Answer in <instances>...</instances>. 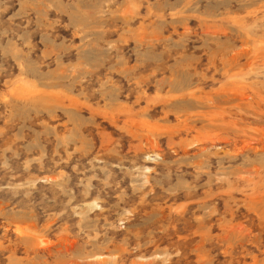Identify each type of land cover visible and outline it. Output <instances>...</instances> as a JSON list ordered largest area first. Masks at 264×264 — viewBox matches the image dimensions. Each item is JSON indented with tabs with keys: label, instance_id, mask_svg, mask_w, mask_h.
Masks as SVG:
<instances>
[{
	"label": "rangeland",
	"instance_id": "rangeland-1",
	"mask_svg": "<svg viewBox=\"0 0 264 264\" xmlns=\"http://www.w3.org/2000/svg\"><path fill=\"white\" fill-rule=\"evenodd\" d=\"M76 260L264 264V0H0V264Z\"/></svg>",
	"mask_w": 264,
	"mask_h": 264
},
{
	"label": "bare ground",
	"instance_id": "bare-ground-1",
	"mask_svg": "<svg viewBox=\"0 0 264 264\" xmlns=\"http://www.w3.org/2000/svg\"><path fill=\"white\" fill-rule=\"evenodd\" d=\"M246 41H247V40H246ZM236 55H237V54H236ZM236 59H237V58H236ZM136 81H137V80H136ZM190 85H191V84H190ZM190 85H189V86H190ZM179 86H181V85H179ZM183 86H184V85H182V87H183ZM185 86H186V85H185ZM191 86H192V85H191ZM180 89H181V87H180L178 90L180 91ZM186 89H187V88H186ZM194 89H195V88H193V90H194ZM181 90L183 91V88H182ZM184 90H185V89H184ZM201 90H203V89H201ZM189 91H191V90H189ZM169 92H170V91H169ZM194 92H195V91H194ZM175 95H178V94H175ZM199 95H200V93H199ZM170 97H171V94H170ZM208 97H209V96H208ZM225 97H226V96H225ZM177 98H178V97H177ZM198 98H199V97L196 96L195 99H198ZM209 98H210V97H209ZM180 99H181V97H180ZM188 99H189V97H188ZM192 99H193V96H192ZM211 99H213V98H211ZM216 99H217V98H216ZM177 100L179 101L177 104H179V103H180V100H179V99H177ZM174 101H175V100H174ZM184 101H186V100H184ZM190 101H191V97H190ZM193 101H194V99H193ZM209 101H210V100H209ZM175 102H176V101H175ZM171 103H173V102H171ZM188 103H189V102H188ZM175 104H176V103H175ZM179 105H180V104H179ZM193 106L195 107L194 104H193ZM196 106H197V105H196ZM199 106H200V105H199ZM210 106H211V105H210ZM215 106H216V102H215ZM168 107L171 108L170 106H167V109H168ZM174 107H175V106H174ZM187 107H188V106H187ZM187 107H186V110H188ZM194 107H193V109H194ZM200 107H202V106H200ZM200 107H199V108H200ZM220 107H221V106H220ZM175 108H176V107H175ZM179 108H181V107H179ZM189 108H190V106H189ZM167 109H166V110H167ZM176 109H177V108H176ZM196 109H197V108H196ZM145 110H146V109H145ZM145 110H144V111H145ZM183 110H184V109H182V110L180 109V111H182V112L184 113ZM189 110H192V108L189 109ZM194 110H195V109H194ZM198 110H199V109H198ZM146 111H149V110H146ZM169 111H171V110L169 109ZM178 112H179V111H178ZM191 112H192V111H191ZM171 113H172V112H171ZM183 113H182V115H183ZM199 113L202 115L203 113H205V111H204L203 113H201V112L199 111ZM199 113H198V114H199ZM167 114H168V113H167ZM174 114H175V113H174ZM178 114H180V113H178ZM193 114H196V112H194ZM205 114H206V113H205ZM211 114H213V113L211 112ZM148 115H149V114H148ZM163 115H164V114H163ZM185 115H186V114H185ZM213 115H214V114H213ZM113 116H114V115H113ZM196 116H197V115H196ZM202 116H205V115H202ZM202 116H199V117L197 116V117H198L197 120H199V118H203ZM178 117H180V116H178ZM183 117H184V116H183ZM190 117H191V115H190ZM212 118H213V117H212ZM184 119H185V118H184ZM184 119H182V120H184ZM191 119H192V117H191ZM195 119H196V117H195ZM186 120H187V118H186ZM189 120H190V119H189ZM189 120H188V121H189ZM201 120H202V119H201ZM209 120H211V118H210ZM193 121H194V120H193ZM199 121H200V120H199ZM147 122H148V121H147ZM190 122H191V121H189V123H190ZM186 123H187V121H186ZM189 123H187V124L189 125ZM183 124H184V123H183ZM194 125H195V124H194ZM183 126H184V125H183ZM185 126H186V125H185ZM189 126H190V125H189ZM190 127H191V126H190ZM201 127H203V125L200 126V129H201ZM205 127H206V126H205ZM205 127H204V128H205ZM181 128H182V126H181ZM185 128H186V127H185ZM192 128H193V127H192ZM210 128H211V127H210ZM210 128H209V131L212 130V128H211V129H210ZM178 129H179V128H178ZM174 130H175V128H174ZM174 130H173V131H174ZM189 130H190V129H189ZM197 131H198V130H197ZM202 131H203V129H202ZM202 131H201V132H202ZM168 134H170V133H168ZM172 134H173V132H172ZM172 134H171V135H172ZM175 134H176V133H175ZM195 135H196V134H195ZM197 136L199 137V134H198ZM192 140H193V139H192ZM213 140H214V139H213ZM200 160H201V159H200ZM200 162H201V161H200ZM205 204H206V203H205ZM208 207H210V206H208ZM204 208H205V206H204ZM206 215H207V214H205L204 217H205ZM208 215H209V214H208ZM199 217H200V216H199ZM207 217H208V216H207ZM201 218H202V217H201ZM224 223H225V221H224ZM224 223H223V225H224ZM203 224H204V223H203ZM203 224L201 223V225H203ZM231 225H232V224H231ZM240 225H241V224H240ZM240 225H239V226H240ZM203 227H204V226H203ZM200 228H201V227H200ZM237 228H238V227H237ZM240 231H242V230L240 229ZM227 232H228V231H227ZM230 232H231V231H230ZM225 233H226V232H225ZM225 233H224V234H225ZM239 233H240V232H239ZM228 234H229V233H228ZM233 234H234V233H233ZM245 234H246V233H245ZM22 235H23V234H22ZM24 235H25V234H24ZM231 235H232V234H231ZM248 235H249V234H248ZM26 236H27V234H26L24 237H26ZM225 236H227V235H225ZM244 236H245V235H244ZM244 236H243V237H244ZM22 237H23V236H22ZM22 237H21V238H22ZM28 238H29V237H28ZM227 238H228V237H227ZM25 239H26V238H25ZM31 239H32V238L30 237V240H31ZM34 239H35V236H34L33 240H34ZM27 240H28V239H27ZM38 240H39V239H38ZM22 241H23V240H22ZM24 241H25V240H24ZM38 242H39V241H38ZM38 242H37V244H36L37 246H38ZM43 242L46 243V241H42L41 243L43 244ZM47 242H48V240H47ZM24 243H26V242H24ZM41 243H40V245H41ZM45 243H44V245H45ZM51 243H53V242H51ZM70 243H71V242H70ZM27 244L29 245V244H31V242H30V243L27 242ZM27 244H26V245H27ZM61 244H62V243H61ZM65 244H66V243H65ZM24 245H25V244H24ZM46 245H47V244H46ZM52 245H53V244H52ZM59 245H60V244L57 243V248H58V249L61 248V247H58ZM37 246H36V247H37ZM54 246H55V245H54ZM60 246H61V245H60ZM67 246H68V245H67ZM28 247H29V246H28ZM28 247H27V248H28ZM30 247H31V245H30ZM30 247H29V249H31ZM32 247H33V246H32ZM39 247H40V246H39ZM47 247L49 248V246H47ZM64 247L67 249L66 246H64ZM64 247H62V248H64ZM33 248H34V247H33ZM37 248H38V247H37ZM37 248H36L35 250H38ZM66 249H65V250H66ZM71 249H72V248H71ZM71 249H70V250H71ZM73 249H74V247H73ZM60 250H61V249H60ZM70 250H68V251H70ZM49 251H50V249H49ZM49 251H47V252H49ZM53 251H54V250H53ZM56 251H58V250H56ZM63 251H64V250H63ZM59 252H60V251H59ZM35 253H36L37 255H39L37 252H35ZM47 254H48V253H47ZM60 254H62V253H60ZM64 254L66 255V253H64ZM64 254H63V255H64ZM33 255H34V254H32V256H33ZM37 255H35V256H37ZM44 255H46V254L44 253ZM63 255H62V256H63ZM47 256H48V255H47ZM47 256H46L45 258H47ZM60 256H61V255H60ZM88 256H89V255H88ZM92 256H93V255H92ZM72 257H73V255H72ZM94 257H95V256H94ZM99 257H100V256H99ZM32 258L34 259V257H32ZM32 258H30V259H32ZM92 258H93V257H92ZM96 258H97V257H96ZM96 258H94V259H96ZM33 259H32V261H33ZM37 259H39V258H37ZM42 259H43V258H42ZM74 259H75V258H74ZM100 259H101V261H102V260H104V261L107 260V259H103V257H100ZM100 259H98V260L100 261ZM48 260H49V259H48ZM71 260H72V259H71ZM90 260L92 261V259H90ZM98 260H97L96 262H98ZM30 262H31V260H30ZM34 262H35V260H34ZM39 262H40V260H39ZM45 262H46V260H45ZM76 262H77V260L75 261V264H76ZM104 263H105V262H103V264H104ZM31 264H32V263H31ZM65 264H66V263H65ZM77 264H78V263H77ZM79 264H80V263H79ZM98 264H100V263H98ZM106 264H107V263H106Z\"/></svg>",
	"mask_w": 264,
	"mask_h": 264
}]
</instances>
